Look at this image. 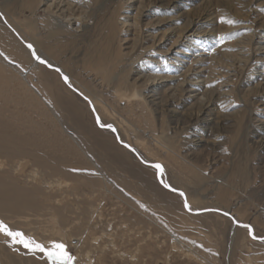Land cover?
I'll list each match as a JSON object with an SVG mask.
<instances>
[{
  "label": "rangeland",
  "instance_id": "obj_1",
  "mask_svg": "<svg viewBox=\"0 0 264 264\" xmlns=\"http://www.w3.org/2000/svg\"><path fill=\"white\" fill-rule=\"evenodd\" d=\"M91 1L89 19L83 31L76 33L58 23L46 28L48 14L40 9L38 0H0V28L18 33V40L52 54L54 61L66 68L77 91L86 88L108 112L115 111L114 120L109 113L102 114V126L114 127L124 138L128 135L142 159L159 163L165 183L185 198L164 189L157 169L142 165L116 141L114 133L100 129L85 99L70 97L67 92L71 88L60 83L61 77L53 70L30 71L29 62L24 66L0 49V58L27 73V80L41 94L47 92L45 82L54 87L52 95L47 92L53 101L46 96L49 107L43 105L47 119L41 116L38 103L30 105V88L21 81L9 83L11 75L0 70L8 80L6 91L10 87L15 101L5 105L0 96L3 116L9 118L12 111L17 118V139L28 137L32 153L50 163L45 167L32 154L0 157V180L23 192V199L31 202L29 208L1 209L0 222L45 246L63 243L73 264H264V242L253 240L247 229L217 212L232 213L235 221L249 224L257 237H264V147L260 144H264V134L256 127L264 122V105L258 101L262 100L258 82L251 86L253 91L242 87L252 72L234 79L229 96L232 102L219 110L220 125L211 138L205 134L203 145L195 146L187 139L192 131L188 126L172 122L168 115L160 118L142 99L122 100L113 94L122 87L113 78H126L121 75L125 67L133 69L128 74L134 79L144 59L135 62L132 57L139 48L128 56V47H122L110 32L122 0ZM144 1L152 13L142 16L141 37L149 31L158 36L170 34L184 21L213 24L224 33L232 32L229 37L235 36L233 40L264 33V0ZM258 47L251 53L258 54ZM133 89L121 92L129 97ZM30 121L44 126L46 137L39 131L34 138ZM40 139L44 144L38 150ZM55 165H62L60 174L52 168ZM0 264L50 262L43 253L33 255L0 234Z\"/></svg>",
  "mask_w": 264,
  "mask_h": 264
},
{
  "label": "bare ground",
  "instance_id": "obj_2",
  "mask_svg": "<svg viewBox=\"0 0 264 264\" xmlns=\"http://www.w3.org/2000/svg\"><path fill=\"white\" fill-rule=\"evenodd\" d=\"M38 3L39 5L41 4L40 9L42 8L43 12L48 14V19L45 18L46 20L44 21L46 28L50 29L54 23H58L59 25H65L70 29V31L76 33L81 30L83 31L84 23H86L89 19V9L93 7L92 6L90 8V4H94L91 0H38ZM151 13L152 11L150 9H146L144 0H122L120 10L114 15V28L110 31L113 38L115 39L117 36L116 40L118 39L119 44L122 47L125 45L128 47V56L136 53V50L139 48L137 55L135 54L132 59H135V62L144 59V63L139 65L137 68L136 71L138 73L135 74L134 79H129L132 74H128L129 72L132 73L133 69H127V72L125 67L121 70V75H126V78H113L115 84L119 83V87L122 85L121 89H128V87L130 89V87H133V94L131 93L132 95L128 97L121 92V89L116 91L113 90V94L117 95L122 100L128 99L131 101V98L142 99L147 105V108L148 105L153 107L156 114H158L160 118H164L165 115H168L172 122L188 126V128H191L192 131L190 132V135L187 136V139H191V143L195 146L200 144L203 145L205 142V134L209 135L211 138L213 135L212 131L220 125V118L218 115L221 111L219 110L232 102V100L229 99V96L232 92L230 91V88H233L234 79L236 80L248 72H252L250 76L243 80L242 87L247 91H253L254 89H251V86L253 84L256 85V82H258L256 88L260 95L259 97H262V100L258 101L264 105V45L262 44L264 33H260L257 37H255L254 34H247L242 38L233 40L232 37L235 38V36L229 37V35H233L229 34L232 32L224 33V31L214 28V26H212L213 24H193V21H184L181 27L175 28L172 32L170 31V34L166 32L167 34L158 36L152 31H149L146 33L147 35L145 37H141L142 16L145 17ZM203 26L206 27L204 30L202 28ZM231 29L234 31L237 28L233 27ZM18 36V33H11V31L7 28H0V49H2L9 58L19 61L24 64V66L29 62V70L34 72L39 71L42 67L51 66V70L58 75L57 77H61L59 78V82H62L64 85L74 89L67 92L70 97L74 99L73 95H77L78 97V93H80L86 98L85 101L88 103L86 105L87 108L93 111L95 116H98V125L102 126V114L104 113H109L110 117L113 119L116 115L114 114L115 111L112 113L108 112V110L104 107L105 104L103 106L100 102H98L96 100L97 98L95 99L94 96L91 95L92 93L87 91L86 88L83 87L84 92L82 93L77 91V87L72 84L73 79L69 76L70 74L67 72L66 68L57 61H54L52 54L43 53L38 47L31 45L35 53V55H33L31 49H28V45L30 44L24 43L22 39H19L21 41L20 42L18 40ZM221 37L224 39H221ZM255 45L259 46V50L257 52L258 54H253L250 51L255 47ZM123 56L127 55L122 54L121 57ZM36 57L44 60L45 63L41 64ZM150 64H152V68H147ZM157 68H160V71H156ZM55 69H58L59 71H55ZM0 70L11 75L8 79L10 81L9 83L21 81L24 85L26 84V86L30 88L28 90L31 99L30 105L34 107V104L38 103L37 105H40L39 108L41 107L42 109L41 116H45L48 119L43 105H46L45 107H49L46 96L49 101H53V97L51 98L50 95L53 94L52 91L54 87L45 82L44 91L49 92L50 95L47 92H45L44 95L41 94L40 91L36 90L31 82L27 80L29 77L27 73L20 72L17 68L12 67L9 63L2 60V58H0ZM62 76L64 79L67 77V82L62 79ZM95 79H97V77ZM8 80L3 74H0V96L3 97V101H6L5 105H12L15 102L13 97L14 94L9 90L10 87L6 91V88L8 87ZM100 82H98V84H104L103 79ZM37 96L39 98H36ZM2 103L0 102V157L10 158L29 156L31 154L34 155L31 147H29L32 141L30 142L28 137H26L25 140L24 138L19 137L17 139L15 134L16 131L14 129L17 118L12 111H10L11 115L9 118L7 115L3 116L5 113H3L2 109L5 108V106ZM197 109L198 111H196ZM51 113L55 115L54 111ZM122 118L124 117L122 116ZM57 119L59 121V118ZM28 124L33 125V128L29 127V129H31V133L34 138L39 131L42 132L39 133L41 137H46L47 132L44 129V126L31 121ZM52 124H54V122ZM258 126H256L257 129H261L264 134V122ZM182 129L186 128L182 127ZM118 135L122 143L133 148L135 144L130 143L128 135L125 138L120 135V132H118ZM138 139L139 138H137V140ZM140 142V140L137 141V145L141 144ZM42 144H44V140L40 139L38 145L36 146L38 150L40 147L43 149ZM260 144L263 148L264 144L262 141ZM123 148L125 149V147ZM34 156L36 157L37 162L41 163L45 167L50 166L48 160H46L42 155ZM19 164L21 165V163ZM155 164L160 165L159 163ZM2 166L3 163L0 161V171ZM61 166L59 167L55 165V167L52 166V168L55 172L60 174L63 171ZM157 174L159 179L167 185L164 181L161 166L159 170L157 169ZM168 188L170 187L168 186ZM28 194H30V192ZM23 198V192L5 185L2 181L0 182V210H20L23 208H29L28 206L31 205V202ZM186 200L188 202V198H186ZM229 214L233 217V220H236L232 213ZM236 226H234V230L237 229ZM32 232L33 231H31V233ZM46 236L50 235L47 234ZM172 237L176 240L178 245L183 247V242L178 240L174 235H172ZM61 239L64 240L63 238ZM176 248L174 247V249ZM120 255L125 256V253H121Z\"/></svg>",
  "mask_w": 264,
  "mask_h": 264
},
{
  "label": "snow or ice",
  "instance_id": "obj_3",
  "mask_svg": "<svg viewBox=\"0 0 264 264\" xmlns=\"http://www.w3.org/2000/svg\"><path fill=\"white\" fill-rule=\"evenodd\" d=\"M226 22L228 24L234 23V21L228 20V21H221ZM221 39H224L221 37ZM29 48H31V45H28ZM35 55V53H33ZM41 64H44L45 61L41 60L39 57H36ZM65 80L67 82V77H65ZM155 168L158 170L160 169V165H154ZM165 187H168V185H165ZM180 195H184L183 193H180ZM185 207H188L187 203L185 202ZM225 215H228V213H225ZM234 223H237L239 227L245 228L248 230L249 235L252 237L253 240L260 239L261 242H264V237H257L253 233V229L249 224H240L238 221H233ZM0 234L4 235L5 237H8L11 239L13 244H19L22 245L23 248L28 250L31 254L35 255L37 252L43 253L44 257L47 261L50 262V264H73V257L69 255L67 252L65 245L63 243H53L51 246H45L43 244L37 243L34 239L30 237H26L22 232L12 230L10 229L6 224L3 222H0Z\"/></svg>",
  "mask_w": 264,
  "mask_h": 264
},
{
  "label": "water",
  "instance_id": "obj_4",
  "mask_svg": "<svg viewBox=\"0 0 264 264\" xmlns=\"http://www.w3.org/2000/svg\"><path fill=\"white\" fill-rule=\"evenodd\" d=\"M29 49H31V51L34 53V50H33L32 47L29 48ZM48 68L52 69L51 66H49ZM55 71H59V70H58V69H55ZM62 77H63V76H62ZM62 79H64V77H63ZM64 80H65V79H64ZM65 81H66V80H65ZM71 89H73V88H71ZM73 90H74V89H73ZM76 93H78V92H76ZM78 95H79L80 97L86 99V98H85L83 95H81L80 93H78ZM95 117H96V121H97V123L99 124L98 116L96 115ZM98 127H99L100 129L108 130V131H111L112 133H114V136H115L116 141H117L120 145H122L123 147H125L126 149H128V150H129L134 156H136L137 159L139 160V162H140L142 165H144V166H146V167L155 168V167H154V165H156L155 163L144 161V160L142 159V157L140 156V154H139L134 148L128 146L127 144L122 143L121 140H120V138H119L118 132L116 131V129H115L114 127H112V126H100V125H98ZM158 182L160 183V185H161L164 189H166V190H168V191L179 192V191H176V190H174V189H171V188L165 187V184L159 179V177H158ZM179 193H181V192H179ZM182 196L185 198V195H182ZM219 213L222 214V215H224V216H226V217H229V218L233 219V217H232L229 213H228V215H225V212H219ZM233 221H234V220H233ZM235 225L238 226L237 223H235Z\"/></svg>",
  "mask_w": 264,
  "mask_h": 264
}]
</instances>
